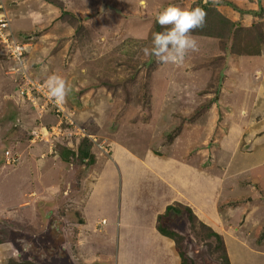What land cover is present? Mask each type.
<instances>
[{"label":"rangeland","instance_id":"1","mask_svg":"<svg viewBox=\"0 0 264 264\" xmlns=\"http://www.w3.org/2000/svg\"><path fill=\"white\" fill-rule=\"evenodd\" d=\"M198 2L207 13L204 27L192 33L198 51L181 65L146 55L162 4L193 8ZM262 5V11H244L232 0H0V15L23 52L19 65L0 44L5 264H114L120 209L129 197L158 192L159 161L167 159L180 161L179 178L201 176L202 202L212 193L219 209L249 210L263 201V161L251 166L246 141L241 154L230 151L231 124L258 109L252 97L257 87H250L264 78ZM245 12L248 20H238ZM224 20L238 23L237 43ZM245 42L252 49L240 50ZM52 74L71 88L64 104L42 106L36 98L41 92L20 93L22 75L46 92ZM84 139L94 156L88 167L77 159ZM65 147L75 153L68 161L60 158ZM4 149L13 163L5 162ZM183 213L164 225L180 232L175 246L185 264H224L220 240ZM107 221L113 225L103 226Z\"/></svg>","mask_w":264,"mask_h":264},{"label":"crops","instance_id":"2","mask_svg":"<svg viewBox=\"0 0 264 264\" xmlns=\"http://www.w3.org/2000/svg\"><path fill=\"white\" fill-rule=\"evenodd\" d=\"M232 1L239 3L241 8L244 6V11H254L257 10L258 5H262L261 0ZM249 15L246 12L241 16L237 13L236 17L238 16V20L247 17L248 20L251 16ZM257 82L258 80L253 79L250 87L251 89L257 87L256 94L252 93L253 103L258 107L256 115L246 120L242 115L237 122L231 124L232 140L235 144H232L230 149L232 155H235L236 151L241 154L239 145L242 141H246V144L252 147V153L244 157H247L254 167L262 164L261 161L264 163V78L258 84ZM258 116L260 119L256 122ZM236 146L238 147L235 148ZM170 160H175L174 164H170ZM160 162L159 165H163L164 168L161 170L162 176H157L160 183L158 192L127 198V204L122 206L117 215L115 234L117 233L118 249L114 264H180L174 241L160 234L155 226L157 214L164 212L167 205H175L180 212L183 211L181 206L189 207L200 223L219 235L223 241L228 264H264V212H262L264 199L260 202L255 196L259 204L252 205L249 210L245 208L241 210L239 206L231 207L229 210L219 209L220 207L212 205L214 200H218V196L215 197L213 193L205 197V202H202L200 175L197 176L196 181L190 182L186 176H182L183 179L178 177L179 172L176 168L181 165L180 161L172 158L163 161L164 164ZM194 171L197 172V169ZM139 198L148 203L147 208L138 207ZM175 215L177 214L171 216ZM182 215L187 216L186 213ZM181 217V214H178L174 220ZM104 218L102 217L100 221L104 222ZM111 222L107 221L103 226ZM172 230L180 235L177 229ZM230 252L234 253L233 258ZM6 255L7 247L0 242V264H5L9 260Z\"/></svg>","mask_w":264,"mask_h":264},{"label":"clouds","instance_id":"3","mask_svg":"<svg viewBox=\"0 0 264 264\" xmlns=\"http://www.w3.org/2000/svg\"><path fill=\"white\" fill-rule=\"evenodd\" d=\"M206 11L201 7L181 8L168 5L155 13L156 22L163 31L154 32L146 55L154 56L165 64L181 65L189 52L198 51V40L192 34L206 23ZM48 96L56 103L64 104L71 92L66 80L56 74L49 75L44 82Z\"/></svg>","mask_w":264,"mask_h":264},{"label":"trees","instance_id":"4","mask_svg":"<svg viewBox=\"0 0 264 264\" xmlns=\"http://www.w3.org/2000/svg\"><path fill=\"white\" fill-rule=\"evenodd\" d=\"M226 2V1H225ZM258 2H259V0H258ZM163 7H165L164 6V4H162V6H161V8H163ZM194 7H201L202 8V3H200V2H198L197 4H195L194 5ZM193 7V8H194ZM204 9V8H203ZM259 10H261L262 11V8H261V6H258V9H257V11H259ZM241 12H242V10H241ZM254 14H260V13H258V12H254ZM219 15V14H218ZM220 16V15H219ZM221 17V16H220ZM77 19V21L78 20H80V19H78V17L76 18ZM224 21H226V22H230L229 23V25H231V27L230 28H228V31H229V33H231L230 34V36H232L233 37V39L235 38V36H236V34H235V32H237L236 30L237 29H239L240 30V28H239V25H238V23L237 22H231V21H227V20H224ZM79 22V21H78ZM75 25V24H74ZM75 26H77V25H75ZM155 26H156V32L157 31H163V29L160 27V25L156 22L155 23ZM248 29H246V31H247ZM228 33V34H229ZM239 41V39L238 38H236V39H234L233 40V43H237ZM248 41V40H247ZM253 43H251V42H245L244 43V45H242V47H241V49L240 50H242V49H244V50H250V49H252V45ZM237 50V49H236ZM237 51H239V50H237ZM255 52H257V51H255ZM17 63V62H16ZM21 82V79L19 80V82H18V84ZM83 146L82 147H80V149L78 150V154H77V159H78V161H79V164H83V166H89V165H91L92 163H93V159H94V156L92 155V153L90 152V145H89V143H88V140L87 139H84L83 141ZM7 151V149H4L3 150V152L4 151ZM9 151V150H8ZM9 153H10V151H9ZM4 154V153H3ZM75 156V153H74V151H72V149H69V148H64V149H62V151H61V153H60V158L63 160V161H68V159H69V157H74ZM4 157V160H5V156H3ZM5 162H6V160H5ZM11 163H13V162H11ZM7 164V163H6ZM181 208H182V210L186 213V215H187V217H188V219H190V218H192V217H194L193 216V214H192V212H191V210H190V208L189 207H186V206H181ZM178 213H179V210H177V208L175 207V205H167L166 207H165V209H164V212H162V213H160V214H157V216H156V223H155V226H156V229H157V231L160 233V234H162V235H164V236H167V237H169L170 239H172L173 241H174V243H175V245H176V243H177V239H180L182 236L181 235H179L178 233H176L175 231H173L172 229H170L167 225H164L165 223H167L168 221H170V220H173L171 217V215H173V214H177L178 215ZM82 220V219H81ZM80 223L82 222V221H79ZM201 226H202V223H201ZM203 227H205V229H207L208 231H209V234L211 235V236H213V237H215V239L216 240H220V247H221V249H222V251H223V254H224V264H228V260H227V258H226V255H225V251H224V249H223V247H222V241H221V239H220V236L219 235H217L216 233H214L212 230H210L208 227H206V226H203ZM176 247V246H175ZM176 249H177V247H176ZM178 252V255H179V257H180V264H185V262L186 261H188L187 260V258L185 257V255H184V253L181 251V249H180V251L178 250L177 251ZM17 264H32V263H29V262H24V263H17Z\"/></svg>","mask_w":264,"mask_h":264},{"label":"built area","instance_id":"5","mask_svg":"<svg viewBox=\"0 0 264 264\" xmlns=\"http://www.w3.org/2000/svg\"><path fill=\"white\" fill-rule=\"evenodd\" d=\"M13 39L14 38H13V35H11V30L9 27V21H7L5 17L1 14L0 15V44L3 46L5 55L9 59L11 58L12 61H14L15 63L17 62L20 65L21 64L19 63L21 62L20 55L21 56L23 55L22 46H20V44H17L15 39L13 42ZM17 86L18 87L20 86V89L22 90L20 93L23 96H25L24 93H26V96H28L29 92L33 93L34 95L37 91L41 92V96L43 98H40L36 95L35 96L40 101V103H42V106L43 104L44 105L47 104L48 106H50L51 103L55 102L54 100H51L49 98L47 91L46 92L39 91L38 85L35 83L34 84L30 83L27 78L23 77V75L21 76V82ZM26 88H27V92H26ZM20 89L18 88V90ZM4 156H5L7 163L15 161V159L11 156H10L12 158L11 160H10V157L8 158L9 156L8 150L4 152Z\"/></svg>","mask_w":264,"mask_h":264},{"label":"bare ground","instance_id":"6","mask_svg":"<svg viewBox=\"0 0 264 264\" xmlns=\"http://www.w3.org/2000/svg\"><path fill=\"white\" fill-rule=\"evenodd\" d=\"M18 161V160H17ZM67 262V261H66Z\"/></svg>","mask_w":264,"mask_h":264}]
</instances>
